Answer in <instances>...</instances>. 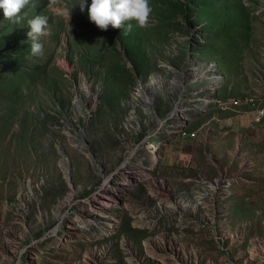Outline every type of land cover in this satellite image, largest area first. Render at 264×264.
Returning a JSON list of instances; mask_svg holds the SVG:
<instances>
[{"label":"rangeland","instance_id":"obj_1","mask_svg":"<svg viewBox=\"0 0 264 264\" xmlns=\"http://www.w3.org/2000/svg\"><path fill=\"white\" fill-rule=\"evenodd\" d=\"M80 2L28 0L19 22L0 9V264H81L70 205L149 167L177 197L213 181L228 190L183 229L161 220L155 232L175 233L149 252L126 213L132 228L117 235L137 250L114 244L115 264H264V0H149L146 25L107 30ZM37 15L48 18L43 56L27 36ZM247 96L256 104L233 103Z\"/></svg>","mask_w":264,"mask_h":264},{"label":"built area","instance_id":"obj_2","mask_svg":"<svg viewBox=\"0 0 264 264\" xmlns=\"http://www.w3.org/2000/svg\"><path fill=\"white\" fill-rule=\"evenodd\" d=\"M233 101L235 105L256 104V99L249 96L238 97ZM255 114L257 121H261L264 118V108L258 107ZM186 135L196 137L197 133ZM116 174L121 175L117 180ZM125 184L128 187H137L141 184L143 190L134 195H127L125 192L122 193ZM227 186V184L220 186L218 181H213L208 187H203V190L199 187L195 189L197 193H202L201 195L177 197L171 182L155 174L151 167L117 172L103 179L93 192L76 199L70 205L73 210L69 211L71 218L68 220L65 234L74 239L79 237L87 242L80 260L81 264H115L117 258L114 244L126 254H133L137 250V246L128 235H117L126 213L132 218L133 226L148 230L149 235L143 240V244L145 250L149 252L147 244L153 246L159 237H164V234L175 233L167 230L155 232L161 228V220L183 229L191 221H198V211L201 206L206 207L207 210L213 208L215 193L222 194L224 199ZM208 197L211 201L204 199ZM222 207L225 209L226 205L223 204ZM227 222L226 218H222L219 225L227 227ZM206 224L211 225L213 222ZM113 237L114 239H110ZM129 258L126 257L128 264H130ZM31 261H34V257H31Z\"/></svg>","mask_w":264,"mask_h":264},{"label":"clouds","instance_id":"obj_3","mask_svg":"<svg viewBox=\"0 0 264 264\" xmlns=\"http://www.w3.org/2000/svg\"><path fill=\"white\" fill-rule=\"evenodd\" d=\"M28 0H0V9L6 18L15 19L19 22V13L27 4ZM86 0H81L79 7L84 11ZM151 7L149 0H91L88 7V18L101 30H107L109 25L112 28H121L125 21L135 20L138 26L146 25ZM27 36L31 40L30 51L33 56H43V44L39 37L48 34V18L37 15L29 22ZM131 31L132 24L125 25Z\"/></svg>","mask_w":264,"mask_h":264},{"label":"bare ground","instance_id":"obj_4","mask_svg":"<svg viewBox=\"0 0 264 264\" xmlns=\"http://www.w3.org/2000/svg\"><path fill=\"white\" fill-rule=\"evenodd\" d=\"M66 174H67V179H68V181L70 183V186L73 189L75 186H74V183H73V181L71 180V178H70V176L68 174V171L66 172ZM70 197H71V193H69L68 196H66L65 199L61 200L60 205L65 204L66 202H68L70 200Z\"/></svg>","mask_w":264,"mask_h":264},{"label":"trees","instance_id":"obj_5","mask_svg":"<svg viewBox=\"0 0 264 264\" xmlns=\"http://www.w3.org/2000/svg\"><path fill=\"white\" fill-rule=\"evenodd\" d=\"M131 228L132 227L130 226V222L129 221H125V223L122 222L120 230L128 232Z\"/></svg>","mask_w":264,"mask_h":264},{"label":"water","instance_id":"obj_6","mask_svg":"<svg viewBox=\"0 0 264 264\" xmlns=\"http://www.w3.org/2000/svg\"><path fill=\"white\" fill-rule=\"evenodd\" d=\"M83 132L86 133V130H83ZM84 136H85V135H84ZM82 138H83V136H82ZM87 145H91V143H84V144H83V147H85V146H87Z\"/></svg>","mask_w":264,"mask_h":264}]
</instances>
